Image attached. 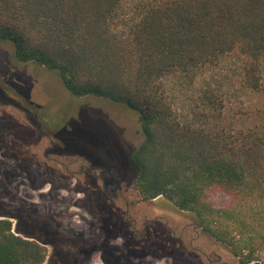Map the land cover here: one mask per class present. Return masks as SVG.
Segmentation results:
<instances>
[{
  "label": "trees",
  "instance_id": "16d2710c",
  "mask_svg": "<svg viewBox=\"0 0 264 264\" xmlns=\"http://www.w3.org/2000/svg\"><path fill=\"white\" fill-rule=\"evenodd\" d=\"M127 1L0 0V43L13 45L19 65L55 73L76 99L94 97L134 112L144 139L130 161L142 201L171 205L240 264H254L264 253V116L234 135L182 123L163 80L231 57L245 85L264 93V0H139L136 18L115 28ZM2 107L1 120L9 113ZM24 109L45 138L56 139L61 127L47 108ZM12 126L0 130L9 137L0 144L1 158L28 171L37 154L16 152ZM0 187V264H45L44 222L51 215L15 203L9 179ZM212 187L236 195L235 204L215 208L206 200Z\"/></svg>",
  "mask_w": 264,
  "mask_h": 264
},
{
  "label": "rangeland",
  "instance_id": "374dc122",
  "mask_svg": "<svg viewBox=\"0 0 264 264\" xmlns=\"http://www.w3.org/2000/svg\"><path fill=\"white\" fill-rule=\"evenodd\" d=\"M138 1L123 4L113 27L124 29L130 25L136 18ZM163 83L179 120L214 134L234 135L254 128L264 116V93L245 85L240 64L231 57L212 66L171 73ZM205 92H210L212 100L203 98ZM28 104L47 108L46 113L54 115L53 126L61 127L55 140L44 137L33 115L20 112ZM2 105L8 106L9 113L1 120L0 112V130L7 131V126L13 125L10 135L15 136L16 152L32 150L37 154L29 159L28 171L0 155V183L9 179L17 200L46 207L68 231L83 230L87 236H92L94 227L104 219H110L112 228H122L125 234L130 228L142 232L146 222L156 220L157 231L169 227L175 237V264H210V260L214 264H240L192 217L174 212L171 205L164 207L162 203L156 210L152 203L142 202L134 187L137 173L130 161L144 139L134 112L94 97L76 99L55 73L34 64L19 65L11 43H0V108ZM8 138L7 133H0V144ZM38 160L40 167L36 165ZM1 199L8 202L6 197ZM206 200L217 209H228L235 204L236 195L212 187ZM161 214L165 218H158ZM147 232L152 235L155 230ZM132 235L133 244L138 235ZM115 238L110 243L116 248L115 254H122L124 264L127 251L121 252L124 243ZM53 251L47 247L48 256ZM127 262L143 264L130 256ZM83 264H103L100 252ZM254 264H264V253Z\"/></svg>",
  "mask_w": 264,
  "mask_h": 264
},
{
  "label": "flooded vegetation",
  "instance_id": "af4514ba",
  "mask_svg": "<svg viewBox=\"0 0 264 264\" xmlns=\"http://www.w3.org/2000/svg\"><path fill=\"white\" fill-rule=\"evenodd\" d=\"M13 200L15 203L20 202L28 206H35L40 213L46 216L48 214L51 215L52 218H47L44 222V232L47 233V242L42 244L44 247H52L54 250L50 256L47 254L45 262L47 264H83L86 258L93 256L96 252H100V259L103 264H123L122 260L124 257H122L121 253L115 254L116 248L110 243V240L114 239V237L122 239L124 243L121 252L124 250L128 252H126L125 257L127 260L124 264H130V262H127L129 256L141 259L143 264H154L155 261H167L170 264L176 263L174 253L175 237L169 227L167 229H161L163 231H157V228L154 227L156 220L151 223L146 222L142 232H139L136 228H130L128 230L129 232L125 234L122 232V228H112L110 219H104L100 221L99 226L94 227L96 231L92 233V236H87L83 230L81 232L68 231L57 221L53 212L47 210L46 207L23 202L17 200L15 197ZM160 204L162 203L157 201L152 205H154L153 207L156 210H159ZM158 218H165V215L161 214ZM13 221V229L16 230L17 221ZM150 228H152V231L155 230L152 233L153 236L147 232ZM112 231L115 236H112ZM132 234L138 235V241L133 244L131 243V240H133L132 236H134ZM164 241H168V243H164ZM178 264H186V262L183 261ZM210 264H214V262L210 260Z\"/></svg>",
  "mask_w": 264,
  "mask_h": 264
}]
</instances>
